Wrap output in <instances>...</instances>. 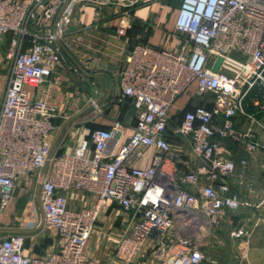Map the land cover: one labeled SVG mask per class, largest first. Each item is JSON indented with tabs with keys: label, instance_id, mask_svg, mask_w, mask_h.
I'll return each mask as SVG.
<instances>
[{
	"label": "built area",
	"instance_id": "built-area-1",
	"mask_svg": "<svg viewBox=\"0 0 264 264\" xmlns=\"http://www.w3.org/2000/svg\"><path fill=\"white\" fill-rule=\"evenodd\" d=\"M146 1L71 0L54 31L64 0H0V35L11 36L5 56L12 61L0 107V225L11 213L18 184L33 177L42 184L44 225L59 239L56 250L33 257L24 253L26 233H2L0 264H96L86 248L108 200L131 214L116 251L122 264L148 256L158 264H203L208 241L217 244L213 229L226 213L255 206L234 190L230 177L264 149V118L255 117L264 110V0H180L179 50L137 44L117 71L121 95L136 109L132 132L124 134L116 121L93 130L71 152L50 157L57 108L46 98L32 99L31 88L46 83L62 62L58 41L74 47L71 26L85 6L95 7L97 18L115 7L129 18ZM131 27L123 20L118 34ZM190 90L196 96L210 92L214 100L186 111L171 130L190 147L193 169L183 171L168 127L179 97ZM225 140L244 143L238 161ZM149 148L155 149L149 164L136 165ZM70 190L87 191L95 201L77 209ZM246 233L245 227L232 231L234 237Z\"/></svg>",
	"mask_w": 264,
	"mask_h": 264
},
{
	"label": "crops",
	"instance_id": "crops-1",
	"mask_svg": "<svg viewBox=\"0 0 264 264\" xmlns=\"http://www.w3.org/2000/svg\"><path fill=\"white\" fill-rule=\"evenodd\" d=\"M180 6V0L176 3L172 0H147L135 8L129 18H124L122 9L117 7L102 10L98 18L95 15V7H84L80 18H76L71 26L69 37L73 39L74 47L69 51L86 71L97 74V77L82 72L62 49V62L56 66L46 83L31 88V96L34 100L46 98L57 108V117L54 119L57 129L51 136L54 144L63 126L76 114L93 105L90 98L97 103L109 93L110 95L100 106H96L93 111L67 128L57 153L71 152L77 144L90 136L92 130L110 128L116 121L123 124L124 134L132 132L136 123V109L130 99L122 97L117 71L124 65L126 55L137 44L144 43L179 50L181 40L176 34L175 22ZM123 20H129L132 27L128 29L126 35L120 36L118 27ZM10 39V35H0V107L12 65L11 61V65L8 66V61L5 59ZM3 85L4 88L1 90ZM201 103L202 100L190 90L179 97L177 106L172 110L168 135L180 153L179 167L183 171L193 169L190 147L185 139L174 136L171 130L181 123L186 111L194 109ZM154 152V148H149L136 165L146 167ZM256 154L253 155V160H250L248 168L243 169L238 166L237 182L231 183L242 198L251 201L255 206L240 209L242 217L236 220H231L233 211H228L219 226L213 229L212 236L217 239V244L211 239L207 244L208 257L210 253L212 255V264L220 261L225 264H264V188L255 178L248 177L250 173L253 174L251 164L259 165L256 159L259 155ZM91 155L90 148L88 156ZM27 180L30 179L22 180L20 183L23 181L27 183ZM67 194L71 204L77 209L90 206L95 201V197L87 191L70 190ZM34 215V211L26 208L21 215L23 219L15 217L19 221L18 224H12L4 217L0 226L34 229L41 222V218L38 221ZM130 221L131 214L121 209L117 202L108 200L103 204L89 238L87 256L96 264H122L116 257V251ZM240 227H245L247 233L234 237L230 231ZM45 228L44 225L40 230L26 233L24 248L26 255L43 256L58 248L59 239L54 228H51L53 240L47 238L45 241H40L41 246L34 244L37 240H28L29 237L42 238ZM152 246L153 242L149 241L145 251L148 252ZM135 264H158V262L148 256Z\"/></svg>",
	"mask_w": 264,
	"mask_h": 264
},
{
	"label": "rangeland",
	"instance_id": "rangeland-1",
	"mask_svg": "<svg viewBox=\"0 0 264 264\" xmlns=\"http://www.w3.org/2000/svg\"><path fill=\"white\" fill-rule=\"evenodd\" d=\"M172 1H174V3L178 2V0H172ZM5 59H6V61H8V66H10L11 60L7 59L6 56H5ZM1 73L4 74V72H1ZM3 88H4V85L1 87V90H3ZM198 98L200 100H202L201 105H204V104L214 100V95L212 93L208 92L202 96H198ZM222 145L227 150V152H229L237 160L240 159V157L243 155L244 143H242L241 141L235 142L234 140H225L222 142ZM256 153L259 155L258 158H256L259 165L256 166L254 164V166H252L253 164H251L250 168L252 169L253 174L250 173L248 177L251 179L255 178L257 180L258 184H260L264 188V149H260ZM251 158H250V160H253L254 157L252 156ZM237 178H238L237 174L235 173L232 176V178L230 179V182L232 184H233V182L236 183ZM29 179L30 180H27L28 181L27 183L24 181L22 183H19L17 188H16L15 196H14V203L12 204L11 213H10V215L6 216L8 218V220L12 222V224L13 223H16V224L19 223V221L15 217L21 218V215L23 214V212L25 211L26 208L30 209L31 211H34V214H35L34 216H35L36 220L39 221L41 218L40 209L37 206L36 201H35V192H36V186H37L35 184V178L30 177ZM241 212L242 211L240 209L238 211H233V213L231 215V220H236L238 217L241 218L242 217ZM21 219H23V218H21ZM232 231H230V232H232ZM43 233H44V235L42 238L32 239L29 237L28 240H30V241L37 240V242H34V244H36V246H38V245L41 246L40 241H45V240H47V238L50 240H53L54 236H53L51 228L46 226ZM35 238H37V237H35ZM211 256L212 255L210 253V256L207 258L208 261L207 260L204 261L203 264H212V262H211L212 257ZM216 264H225V263L220 261Z\"/></svg>",
	"mask_w": 264,
	"mask_h": 264
},
{
	"label": "water",
	"instance_id": "water-1",
	"mask_svg": "<svg viewBox=\"0 0 264 264\" xmlns=\"http://www.w3.org/2000/svg\"><path fill=\"white\" fill-rule=\"evenodd\" d=\"M71 0H64V3L60 9V11L58 12L56 18H55V22H54V31L56 30L57 27V23L60 19L61 13L64 10V8L70 3ZM58 44L60 45V47L66 52V54L73 59V61L77 64V66L80 68V70H82V72H84L86 75L88 76H92V77H97V74L94 73H90L88 71H86V69L79 63V61L73 56V54L69 51V49L64 45V43L62 41H58ZM223 58L219 57L217 59V62L215 63L213 70L215 72L219 71L220 65L222 63ZM110 93L103 98L101 101H98L96 104H93L91 106H89L88 108L84 109L83 111L79 112L78 114H76L74 117H72L62 128L61 132L59 133L55 143L52 146V150L50 153V157H52L58 150V147L66 133V130L69 126H71L73 123H75L76 121H78L79 119L83 118L84 116H86L88 113H90L91 111H93L96 106H100L102 104V102H104L105 100H107V98L109 97ZM255 117L257 119H263L264 118V110L258 112L255 114ZM48 166H49V160L45 163L44 168H43V175H45L47 173L48 170ZM41 187L42 184L41 182L37 183L36 186V192H35V201L37 206L40 209L41 212V222L39 224L38 227L34 228V229H19V228H4L0 230V235L2 233H12V232H22V233H32L34 231L40 230L43 226H44V213H43V208H42V204H41Z\"/></svg>",
	"mask_w": 264,
	"mask_h": 264
},
{
	"label": "trees",
	"instance_id": "trees-1",
	"mask_svg": "<svg viewBox=\"0 0 264 264\" xmlns=\"http://www.w3.org/2000/svg\"><path fill=\"white\" fill-rule=\"evenodd\" d=\"M95 130V129H94ZM93 131V130H92Z\"/></svg>",
	"mask_w": 264,
	"mask_h": 264
}]
</instances>
